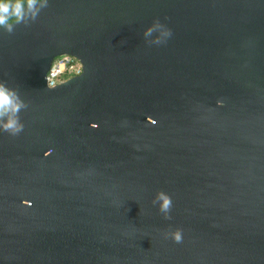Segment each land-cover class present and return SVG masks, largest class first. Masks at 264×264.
Instances as JSON below:
<instances>
[{
    "label": "water",
    "instance_id": "1",
    "mask_svg": "<svg viewBox=\"0 0 264 264\" xmlns=\"http://www.w3.org/2000/svg\"><path fill=\"white\" fill-rule=\"evenodd\" d=\"M0 83V264H264V0H46Z\"/></svg>",
    "mask_w": 264,
    "mask_h": 264
},
{
    "label": "clouds",
    "instance_id": "2",
    "mask_svg": "<svg viewBox=\"0 0 264 264\" xmlns=\"http://www.w3.org/2000/svg\"><path fill=\"white\" fill-rule=\"evenodd\" d=\"M46 0H0V28L8 31L12 30V26L22 20L34 18L41 7H44ZM160 30L165 37L171 33L164 28L159 21H155L149 25L144 32L145 37L151 36L154 31ZM159 43V40L155 41ZM22 107L21 102L16 94L0 83V116L7 114V120L2 126L6 130H18V124L15 119V113ZM154 203H158L159 210L168 218V211L171 205L169 196L166 193L158 192L154 198ZM176 242L180 241V234L177 231L173 234Z\"/></svg>",
    "mask_w": 264,
    "mask_h": 264
},
{
    "label": "built area",
    "instance_id": "3",
    "mask_svg": "<svg viewBox=\"0 0 264 264\" xmlns=\"http://www.w3.org/2000/svg\"><path fill=\"white\" fill-rule=\"evenodd\" d=\"M83 72L81 61L75 56L64 54L54 58L46 75L49 87L61 84L65 80L78 76Z\"/></svg>",
    "mask_w": 264,
    "mask_h": 264
}]
</instances>
